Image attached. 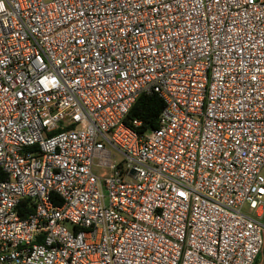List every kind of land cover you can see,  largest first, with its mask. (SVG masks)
Returning <instances> with one entry per match:
<instances>
[{"label":"built area","instance_id":"1","mask_svg":"<svg viewBox=\"0 0 264 264\" xmlns=\"http://www.w3.org/2000/svg\"><path fill=\"white\" fill-rule=\"evenodd\" d=\"M263 214L264 0H0V264H254Z\"/></svg>","mask_w":264,"mask_h":264},{"label":"trees","instance_id":"2","mask_svg":"<svg viewBox=\"0 0 264 264\" xmlns=\"http://www.w3.org/2000/svg\"><path fill=\"white\" fill-rule=\"evenodd\" d=\"M163 107L164 101L158 94H141L136 98L125 116V123L132 125L133 120L140 121V125L135 127L139 133L155 129L158 126V117ZM51 197L53 198L54 204L58 205L61 203L59 196L51 195ZM26 202L27 200H23L21 204H25ZM29 210L31 211V208H28Z\"/></svg>","mask_w":264,"mask_h":264},{"label":"rangeland","instance_id":"3","mask_svg":"<svg viewBox=\"0 0 264 264\" xmlns=\"http://www.w3.org/2000/svg\"><path fill=\"white\" fill-rule=\"evenodd\" d=\"M121 157L120 156H117L114 158V163H118L120 161ZM247 210V207L246 206H243L242 208V211L245 212ZM259 261V262H258ZM256 261L254 264H261L264 262V250L263 252L261 253L260 255V259Z\"/></svg>","mask_w":264,"mask_h":264},{"label":"crops","instance_id":"4","mask_svg":"<svg viewBox=\"0 0 264 264\" xmlns=\"http://www.w3.org/2000/svg\"><path fill=\"white\" fill-rule=\"evenodd\" d=\"M261 219L264 221V214L261 216ZM262 252H263V251H262ZM262 252H261V253H262ZM261 253L256 257L255 262L258 261V260L260 259V255H261ZM258 262H259V261H258ZM261 264H264V262L261 263Z\"/></svg>","mask_w":264,"mask_h":264}]
</instances>
